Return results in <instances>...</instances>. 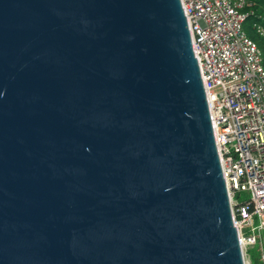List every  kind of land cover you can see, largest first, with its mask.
Returning a JSON list of instances; mask_svg holds the SVG:
<instances>
[{
	"label": "water",
	"instance_id": "1",
	"mask_svg": "<svg viewBox=\"0 0 264 264\" xmlns=\"http://www.w3.org/2000/svg\"><path fill=\"white\" fill-rule=\"evenodd\" d=\"M0 264H246L181 0H0Z\"/></svg>",
	"mask_w": 264,
	"mask_h": 264
},
{
	"label": "built area",
	"instance_id": "2",
	"mask_svg": "<svg viewBox=\"0 0 264 264\" xmlns=\"http://www.w3.org/2000/svg\"><path fill=\"white\" fill-rule=\"evenodd\" d=\"M207 92L234 221L246 251L264 260V77L221 0H181ZM243 1V0H241ZM264 31V28H261ZM247 192L239 201L235 193Z\"/></svg>",
	"mask_w": 264,
	"mask_h": 264
},
{
	"label": "trees",
	"instance_id": "3",
	"mask_svg": "<svg viewBox=\"0 0 264 264\" xmlns=\"http://www.w3.org/2000/svg\"><path fill=\"white\" fill-rule=\"evenodd\" d=\"M246 9L245 10L248 13V16L244 22V29L249 37L257 42L262 52V61L264 65V40L259 36L254 28L255 22H260L264 25V0H248ZM241 194L242 192L235 193V199L239 201L248 199V197L243 198ZM260 248L261 247L259 244L257 246L255 245L248 248L247 252L252 260V264H264V260L261 258L262 252ZM253 250H255V253L252 252Z\"/></svg>",
	"mask_w": 264,
	"mask_h": 264
},
{
	"label": "bare ground",
	"instance_id": "4",
	"mask_svg": "<svg viewBox=\"0 0 264 264\" xmlns=\"http://www.w3.org/2000/svg\"><path fill=\"white\" fill-rule=\"evenodd\" d=\"M224 4L227 11L232 13V19H238L239 31L241 36L246 42L247 47L252 50V53L258 60V69H260L261 75L264 77V65L262 61V52L257 44V42L250 38L244 29V22L247 19L248 13L246 12V6L248 0H221ZM246 9V10H245ZM254 28L259 34L260 37L264 40V31L261 28H264V25L260 22L254 23ZM216 142H219V134H215ZM221 158V153H220ZM222 167L226 166V159H221ZM240 236V235H239Z\"/></svg>",
	"mask_w": 264,
	"mask_h": 264
},
{
	"label": "rangeland",
	"instance_id": "5",
	"mask_svg": "<svg viewBox=\"0 0 264 264\" xmlns=\"http://www.w3.org/2000/svg\"><path fill=\"white\" fill-rule=\"evenodd\" d=\"M241 196H242L243 198H245V197H248L249 195H248L247 192H242ZM256 246H257V245H256ZM252 252L255 253V250H253ZM244 254H245V261H246V264H252V260H251L250 256L248 255V252L246 251V249H244Z\"/></svg>",
	"mask_w": 264,
	"mask_h": 264
}]
</instances>
